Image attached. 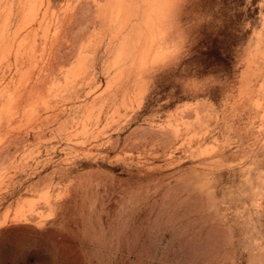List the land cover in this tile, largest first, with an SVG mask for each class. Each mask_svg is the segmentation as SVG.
Masks as SVG:
<instances>
[{
	"label": "rangeland",
	"instance_id": "374dc122",
	"mask_svg": "<svg viewBox=\"0 0 264 264\" xmlns=\"http://www.w3.org/2000/svg\"><path fill=\"white\" fill-rule=\"evenodd\" d=\"M0 264H264V0H0Z\"/></svg>",
	"mask_w": 264,
	"mask_h": 264
},
{
	"label": "clouds",
	"instance_id": "9594fccd",
	"mask_svg": "<svg viewBox=\"0 0 264 264\" xmlns=\"http://www.w3.org/2000/svg\"><path fill=\"white\" fill-rule=\"evenodd\" d=\"M165 68L163 67V66H161V68L159 69V71H162V70H164Z\"/></svg>",
	"mask_w": 264,
	"mask_h": 264
}]
</instances>
